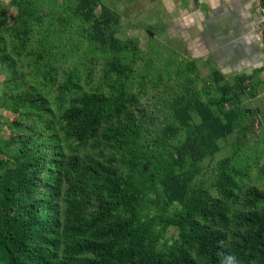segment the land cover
<instances>
[{
  "label": "trees",
  "instance_id": "1",
  "mask_svg": "<svg viewBox=\"0 0 264 264\" xmlns=\"http://www.w3.org/2000/svg\"><path fill=\"white\" fill-rule=\"evenodd\" d=\"M46 1L12 0L13 5L29 14L20 15L19 25L12 27L15 41H19L13 49L19 55L31 38L36 10L48 6ZM56 1L49 0L58 4ZM261 2L264 4V0ZM100 4L101 0H63L60 6L77 11L89 23L84 34L93 47L107 46L118 56L112 58L104 77L101 76L102 82L109 73L117 74L110 91L105 93L102 83L85 90L82 80L86 70L79 66L66 70L60 81L59 73L69 51L57 48V34L49 33L47 26H42L37 40L34 37V60L39 66L36 76L43 77L44 86H55L57 99H71L72 106L64 115L73 124L68 138L79 144H87L95 136L101 138L98 144L113 142L118 154L114 160L124 170L107 167L98 160L80 167L74 158L67 162L68 169L63 172L60 148L46 153L32 143L34 138L18 136L19 154L0 161L3 264H222L225 257L240 255L249 261L247 264H264V190L243 183L250 176L249 168L238 167V153L223 159L211 187L191 184L203 155L213 151L216 140L233 131L236 112L232 108L227 110L224 103L235 97L234 87H221L217 109L211 101H203L194 86L186 95L173 98L170 108L174 118L167 125L168 133L163 132L161 137L176 134L177 128L182 127L187 129V138L175 148L177 154H156L160 145L148 139L141 144L145 135L143 120L130 110L139 98L130 89L134 78L132 65L120 59L125 43L112 37L118 23L117 12ZM97 5L101 6L100 15L94 12ZM0 35V72L7 73L4 88L19 97L16 108L22 104L20 113L31 123L36 124L30 119L32 115L49 127L46 116L39 113L43 103L40 99L47 96L33 83L24 85L22 70L9 62L6 34ZM194 111L200 117L198 122ZM104 121L109 126L99 133ZM29 125H25L27 130H31ZM46 137L58 140L51 133ZM203 144L212 145L202 151ZM197 146L201 148L198 150ZM187 156L192 159L189 163ZM181 166L185 169L177 171L176 167ZM71 170L75 171V178L69 177ZM41 180L45 181L40 184ZM157 180L163 186L166 203L179 200L183 204L172 215L173 222L180 225L182 243L171 252L157 248L155 229L151 227L154 217L143 215L140 210L141 200L155 190ZM62 181L67 183L66 206L62 218H56L51 214L50 198L52 191L59 194L58 184ZM43 187L49 189L40 193ZM41 194L44 198L35 201ZM234 205H239L240 210ZM61 241L64 248L59 261L57 244Z\"/></svg>",
  "mask_w": 264,
  "mask_h": 264
},
{
  "label": "rangeland",
  "instance_id": "2",
  "mask_svg": "<svg viewBox=\"0 0 264 264\" xmlns=\"http://www.w3.org/2000/svg\"><path fill=\"white\" fill-rule=\"evenodd\" d=\"M56 2L60 4L47 0L44 3L48 6L36 10L31 24V38L27 39L24 51L19 55L13 49L15 42L19 41H15L12 27L19 25L20 15L29 14L13 5L12 0H0V34H6L5 42L11 54L9 62H14L22 70L24 85L33 83L47 96V99H40L43 103L39 113L46 116L49 124L46 127L31 115L29 118L36 123L33 124L20 113L22 104L16 108L20 99L4 88L7 73L0 72V161L11 160L19 154L17 139L21 136L34 138L32 143L46 153L60 148V169L63 172L68 169L67 162L74 158L78 159L80 167L98 160L107 167L123 171V166L114 160L118 154L112 146L113 142L98 144L101 138L95 136L89 143L79 144L68 138L73 124L64 115L72 106L71 99H57L55 86H44L43 77L36 76L39 66L34 60V37L37 40L42 26H47L49 33L57 34L54 37L55 41L58 40L57 48L69 51L59 73L60 81H63L65 71L75 66L86 70L82 80L85 90L102 83L101 88L107 93L117 80L114 72L101 82V76L104 77L112 58L118 57L115 51L103 45L93 47L84 34L89 23L77 11H68L60 6L63 0ZM101 4L118 15L112 37L125 43L126 48L119 53L121 62L132 65L134 78H131L130 89L137 93L139 99L130 110L143 120L145 135L141 144L148 139L160 145L156 154H177L175 148L186 140L187 129L178 127L176 134H169L165 139L161 137L163 132L168 133L167 125L174 118L170 108L175 100L173 98L186 95L194 86L199 89L201 99L211 101L213 108L217 109L221 87L231 85L235 97L226 101L224 107L236 112L233 131L216 140L213 151L203 155L191 184L211 187L218 178V168L223 159L238 153V167L249 168L250 176L243 183L264 190V4L261 0H101ZM100 5L94 10L96 15L101 13ZM189 74L192 79L188 78ZM194 119L196 122L200 120L195 111ZM26 123L30 124L31 130L25 128ZM108 126L109 123L104 121L99 133ZM33 132L43 137L37 138ZM50 133L58 140L47 138ZM147 133L150 135L146 136ZM211 145L203 144L202 151ZM196 148L199 150L201 147ZM196 155L200 157L198 153ZM191 161L187 156V162ZM184 169V166L176 167L177 171ZM68 174L69 177H76L74 170ZM44 181L41 180L40 184ZM58 187L59 194L52 191L50 198L51 214L62 218L67 183L62 181ZM48 189L43 187L40 193ZM211 192L216 194L214 190ZM37 196L35 201L44 198L42 194ZM140 206L143 215L154 217L151 227L155 229L157 248L165 252L179 249L181 229L173 222L172 215L179 212L183 204L179 200L166 203L163 186L157 180L155 190L144 195ZM233 208L240 210L239 205ZM63 248L64 242L61 241L57 244L59 261ZM236 260L238 264L249 263L241 255L236 256ZM0 264H3L1 257Z\"/></svg>",
  "mask_w": 264,
  "mask_h": 264
},
{
  "label": "clouds",
  "instance_id": "3",
  "mask_svg": "<svg viewBox=\"0 0 264 264\" xmlns=\"http://www.w3.org/2000/svg\"><path fill=\"white\" fill-rule=\"evenodd\" d=\"M222 264H238V261L236 260V257L234 256H227L225 257Z\"/></svg>",
  "mask_w": 264,
  "mask_h": 264
},
{
  "label": "built area",
  "instance_id": "4",
  "mask_svg": "<svg viewBox=\"0 0 264 264\" xmlns=\"http://www.w3.org/2000/svg\"><path fill=\"white\" fill-rule=\"evenodd\" d=\"M264 10V9H263Z\"/></svg>",
  "mask_w": 264,
  "mask_h": 264
}]
</instances>
